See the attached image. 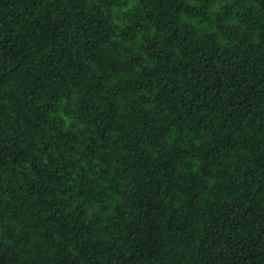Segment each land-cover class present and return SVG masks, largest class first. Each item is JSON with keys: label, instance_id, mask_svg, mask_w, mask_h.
<instances>
[{"label": "trees", "instance_id": "trees-1", "mask_svg": "<svg viewBox=\"0 0 264 264\" xmlns=\"http://www.w3.org/2000/svg\"><path fill=\"white\" fill-rule=\"evenodd\" d=\"M0 264H264V0H0Z\"/></svg>", "mask_w": 264, "mask_h": 264}]
</instances>
